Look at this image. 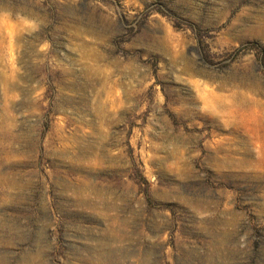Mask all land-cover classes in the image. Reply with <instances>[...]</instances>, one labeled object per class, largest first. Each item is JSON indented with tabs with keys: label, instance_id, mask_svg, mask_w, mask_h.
Listing matches in <instances>:
<instances>
[{
	"label": "rangeland",
	"instance_id": "1",
	"mask_svg": "<svg viewBox=\"0 0 264 264\" xmlns=\"http://www.w3.org/2000/svg\"><path fill=\"white\" fill-rule=\"evenodd\" d=\"M238 92L264 0H0V264H264Z\"/></svg>",
	"mask_w": 264,
	"mask_h": 264
},
{
	"label": "bare ground",
	"instance_id": "2",
	"mask_svg": "<svg viewBox=\"0 0 264 264\" xmlns=\"http://www.w3.org/2000/svg\"><path fill=\"white\" fill-rule=\"evenodd\" d=\"M86 44V43H85ZM85 47V46H84ZM177 54V53H176ZM177 56V55H176ZM176 61V60H175ZM41 62H42V60H41ZM107 79V78H106ZM8 79H6V81H7ZM9 82V81H8ZM8 84H11V82H9ZM249 86V85H248ZM113 88V87H112ZM8 89V88H7ZM104 89V88H103ZM102 93H103V91H101ZM107 92V91H106ZM241 92V91H240ZM240 92H238L237 94L239 95H237V96H235V98H236V102L234 103V104H231L230 106H228L227 107V111H228V113L231 115H234V116H236V117H238V115L239 116H245V117H247V116H254V114L256 113V112H261V111H259V109L260 108H262L263 109V102H260L259 100H254V98H253V100H247L246 99V97H245V95L246 94H242L241 95V93ZM234 93V92H233ZM245 93V92H244ZM235 94V93H234ZM206 94H203L202 95V97H203V100H205L206 102H215V104L216 103H218L220 106H224V105H222V102L221 101H218L219 99L218 98H211V99H207L206 98V96H205ZM231 95V94H230ZM228 96V95H227ZM233 96V95H232ZM222 97V96H221ZM226 97V96H225ZM247 98H249V97H247ZM231 99V98H230ZM251 99V98H250ZM205 102V103H206ZM258 107H260V108H258ZM225 108H226V106H225ZM264 111V110H263ZM233 118L231 117V120H232ZM228 122H230V120L228 121ZM234 130V129H233ZM235 131H236V129H235ZM238 131V130H237ZM257 140H258V142H260V143H262V144H260V145H264V133H263V135H261V134H258L257 136ZM264 152V151H263Z\"/></svg>",
	"mask_w": 264,
	"mask_h": 264
}]
</instances>
